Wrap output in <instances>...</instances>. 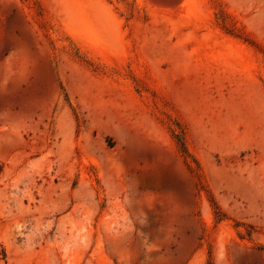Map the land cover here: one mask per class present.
Masks as SVG:
<instances>
[{
    "label": "rangeland",
    "instance_id": "rangeland-1",
    "mask_svg": "<svg viewBox=\"0 0 264 264\" xmlns=\"http://www.w3.org/2000/svg\"><path fill=\"white\" fill-rule=\"evenodd\" d=\"M0 264H264V0H0Z\"/></svg>",
    "mask_w": 264,
    "mask_h": 264
}]
</instances>
